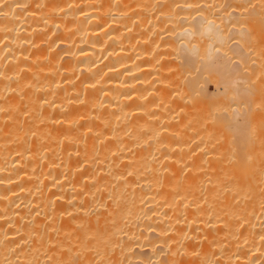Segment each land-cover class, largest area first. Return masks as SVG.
Listing matches in <instances>:
<instances>
[{
	"label": "bare ground",
	"instance_id": "obj_1",
	"mask_svg": "<svg viewBox=\"0 0 264 264\" xmlns=\"http://www.w3.org/2000/svg\"><path fill=\"white\" fill-rule=\"evenodd\" d=\"M0 264H264V0H0Z\"/></svg>",
	"mask_w": 264,
	"mask_h": 264
}]
</instances>
